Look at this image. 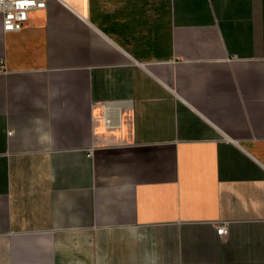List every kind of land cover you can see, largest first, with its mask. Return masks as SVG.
I'll return each mask as SVG.
<instances>
[{
  "label": "crops",
  "instance_id": "0c3cea01",
  "mask_svg": "<svg viewBox=\"0 0 264 264\" xmlns=\"http://www.w3.org/2000/svg\"><path fill=\"white\" fill-rule=\"evenodd\" d=\"M45 4L0 14V264H264V0Z\"/></svg>",
  "mask_w": 264,
  "mask_h": 264
},
{
  "label": "built area",
  "instance_id": "2783aa9c",
  "mask_svg": "<svg viewBox=\"0 0 264 264\" xmlns=\"http://www.w3.org/2000/svg\"><path fill=\"white\" fill-rule=\"evenodd\" d=\"M46 0H0V14L3 21V30L5 32H14L21 29L27 22L29 10L44 9ZM102 121L108 130H113L119 126L120 114L112 110L109 106H103ZM9 133V132H8ZM216 233L226 235V224H217Z\"/></svg>",
  "mask_w": 264,
  "mask_h": 264
}]
</instances>
